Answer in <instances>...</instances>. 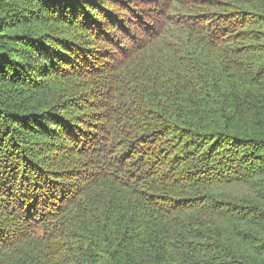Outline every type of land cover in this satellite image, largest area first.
<instances>
[{
  "label": "trees",
  "instance_id": "1",
  "mask_svg": "<svg viewBox=\"0 0 264 264\" xmlns=\"http://www.w3.org/2000/svg\"><path fill=\"white\" fill-rule=\"evenodd\" d=\"M0 264H264V0H0Z\"/></svg>",
  "mask_w": 264,
  "mask_h": 264
}]
</instances>
